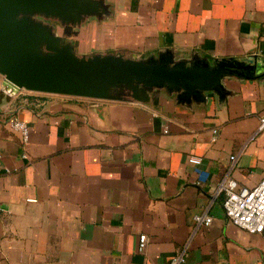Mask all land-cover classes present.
Listing matches in <instances>:
<instances>
[{
    "label": "crops",
    "instance_id": "crops-1",
    "mask_svg": "<svg viewBox=\"0 0 264 264\" xmlns=\"http://www.w3.org/2000/svg\"><path fill=\"white\" fill-rule=\"evenodd\" d=\"M104 3L70 38L78 54L253 57L257 70L225 76L223 92L184 100L162 88L147 103L16 91L0 75V264H169L183 252L184 264H264V231L232 223L219 192L227 176L264 177V0Z\"/></svg>",
    "mask_w": 264,
    "mask_h": 264
},
{
    "label": "water",
    "instance_id": "water-1",
    "mask_svg": "<svg viewBox=\"0 0 264 264\" xmlns=\"http://www.w3.org/2000/svg\"><path fill=\"white\" fill-rule=\"evenodd\" d=\"M106 11L104 0H0V75L16 91L147 103L162 88L184 100L223 92L225 76L257 70L253 57L211 63L176 60L168 51L149 59L78 54L79 41L67 38Z\"/></svg>",
    "mask_w": 264,
    "mask_h": 264
},
{
    "label": "built area",
    "instance_id": "built-area-1",
    "mask_svg": "<svg viewBox=\"0 0 264 264\" xmlns=\"http://www.w3.org/2000/svg\"><path fill=\"white\" fill-rule=\"evenodd\" d=\"M15 90V89H14ZM22 91V90H21ZM9 95L15 93L12 88L7 90ZM10 128L19 133L23 143L29 141L30 127L26 121L18 116H12L9 120ZM264 130V114L259 117L258 131ZM217 129L213 130V139H216ZM235 157L232 156V159ZM195 171L199 174L198 184L207 179V174L201 169L202 158L198 155L190 157ZM219 192L224 195L223 206L228 219L240 228L251 233H262L264 231V177L255 186L248 187L240 184L235 178L227 176L219 184ZM195 222L198 225L209 226L213 217L209 214H196ZM147 244V235L142 234L139 238V250L143 251ZM186 253H180L174 257L169 264H184Z\"/></svg>",
    "mask_w": 264,
    "mask_h": 264
},
{
    "label": "rangeland",
    "instance_id": "rangeland-1",
    "mask_svg": "<svg viewBox=\"0 0 264 264\" xmlns=\"http://www.w3.org/2000/svg\"><path fill=\"white\" fill-rule=\"evenodd\" d=\"M50 22H51V23H54V22H52V21L49 20V23H50ZM54 24H55V23H54ZM70 38H72V37H70Z\"/></svg>",
    "mask_w": 264,
    "mask_h": 264
},
{
    "label": "flooded vegetation",
    "instance_id": "flooded-vegetation-1",
    "mask_svg": "<svg viewBox=\"0 0 264 264\" xmlns=\"http://www.w3.org/2000/svg\"><path fill=\"white\" fill-rule=\"evenodd\" d=\"M68 41H70V38H67Z\"/></svg>",
    "mask_w": 264,
    "mask_h": 264
}]
</instances>
